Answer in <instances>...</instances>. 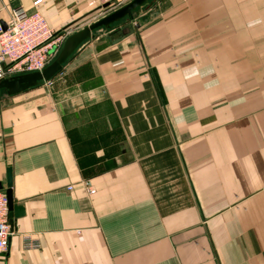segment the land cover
Masks as SVG:
<instances>
[{"label": "crops", "instance_id": "0c3cea01", "mask_svg": "<svg viewBox=\"0 0 264 264\" xmlns=\"http://www.w3.org/2000/svg\"><path fill=\"white\" fill-rule=\"evenodd\" d=\"M90 1L0 18L72 33ZM131 24L0 96V181L25 209L0 264H264V0H153Z\"/></svg>", "mask_w": 264, "mask_h": 264}, {"label": "built area", "instance_id": "2783aa9c", "mask_svg": "<svg viewBox=\"0 0 264 264\" xmlns=\"http://www.w3.org/2000/svg\"><path fill=\"white\" fill-rule=\"evenodd\" d=\"M129 1L91 0L89 5L101 13L108 6L117 8ZM5 24L6 27L0 18V78L42 70L56 57L70 34L66 29L52 27L40 11L27 12L22 7L13 9ZM88 187L90 193L95 192L89 183ZM13 233L8 199L0 189V256L7 250ZM23 239L28 247L39 246L28 235Z\"/></svg>", "mask_w": 264, "mask_h": 264}, {"label": "water", "instance_id": "95a60500", "mask_svg": "<svg viewBox=\"0 0 264 264\" xmlns=\"http://www.w3.org/2000/svg\"><path fill=\"white\" fill-rule=\"evenodd\" d=\"M152 1L153 0H130L123 6L112 9L110 12L102 15L98 19L70 33L56 57L42 70L0 78V96L2 94H18L43 82L54 79L62 70L64 63L78 49H80L86 41L93 38L96 35V30L99 28H102L105 32H118L123 35L127 34L125 32L127 28H129V31L132 32L133 29L131 28V22L134 19V13L152 4ZM106 6L107 5H105V7ZM4 26L6 27L5 23ZM12 184V171L11 168H8L6 184L4 185L0 181V189L4 190L6 193L10 223L14 229L15 219L23 216L25 214V209L22 205H18L14 202Z\"/></svg>", "mask_w": 264, "mask_h": 264}, {"label": "rangeland", "instance_id": "374dc122", "mask_svg": "<svg viewBox=\"0 0 264 264\" xmlns=\"http://www.w3.org/2000/svg\"><path fill=\"white\" fill-rule=\"evenodd\" d=\"M112 9H115V8H113L112 6H108L107 8H104V10L102 12L105 15L106 13L110 12ZM102 12L99 13V11H96V14L91 15V17H93L94 19H98L99 17H101L100 14L102 15ZM98 32H103V29L102 28H99L98 30H96L95 33L97 34Z\"/></svg>", "mask_w": 264, "mask_h": 264}]
</instances>
